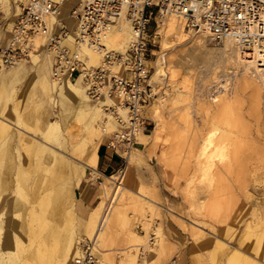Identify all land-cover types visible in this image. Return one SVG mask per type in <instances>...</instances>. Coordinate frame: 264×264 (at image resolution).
Here are the masks:
<instances>
[{
    "label": "rangeland",
    "instance_id": "rangeland-1",
    "mask_svg": "<svg viewBox=\"0 0 264 264\" xmlns=\"http://www.w3.org/2000/svg\"><path fill=\"white\" fill-rule=\"evenodd\" d=\"M26 2L0 0V45L9 39L10 27ZM155 30L152 25L155 96L147 108L152 124L146 134L154 130L157 140L145 139L142 159L133 146L122 174L124 188L114 197L116 183L84 164L90 158L86 143L75 152L69 150L68 129L80 132L91 115L79 120L56 114L43 86L44 74L38 75L39 66L46 62L44 56L50 55L46 38L37 37V53L23 60L29 65L26 73L12 79L0 75V264H76L79 243L94 239L82 224L78 206L82 188L74 189L76 166L85 170L83 181L99 189L93 206L102 199L104 183L111 189L107 205L113 209L108 229L100 241L96 239V264H129V257H135L136 264H177L175 254L183 247L190 248L194 264H246L247 258L264 264V234L248 227L249 222L264 221V85L259 95L253 87H242L246 62L235 64L234 56H239L235 46L225 53L223 43L182 28L179 38L169 36L165 26L156 37ZM83 51L89 64L100 63L103 54L95 61ZM158 63L165 70L154 80ZM257 76L253 68L252 79H259ZM225 92L229 100L219 105ZM153 105L161 116L154 113ZM47 118L60 125L43 135ZM213 128L225 138V130L233 135L226 138L230 139L233 167H214L207 175L197 155ZM112 135L105 136L109 137L106 142ZM37 145L49 146L57 155L39 152ZM251 157L254 169L247 166ZM135 168L138 183L129 187L127 175ZM153 247L156 254L152 256ZM235 253L242 255L240 259Z\"/></svg>",
    "mask_w": 264,
    "mask_h": 264
},
{
    "label": "built area",
    "instance_id": "built-area-1",
    "mask_svg": "<svg viewBox=\"0 0 264 264\" xmlns=\"http://www.w3.org/2000/svg\"><path fill=\"white\" fill-rule=\"evenodd\" d=\"M69 1L74 2L68 13L73 25L62 15ZM172 18L192 35L216 43L233 41L243 62L264 67V0H27L9 39L0 45V70L32 57L37 53V37L47 35L46 49L54 56V81L81 80L92 100L105 95L116 98L105 109L118 127L108 145L124 160L115 174L122 175L137 137L151 129L147 108L155 96L152 25L156 37ZM123 19L131 26L127 49L107 48L104 41ZM84 46L103 49L98 65L89 64L82 53ZM98 261L96 239H83L76 264Z\"/></svg>",
    "mask_w": 264,
    "mask_h": 264
},
{
    "label": "bare ground",
    "instance_id": "bare-ground-1",
    "mask_svg": "<svg viewBox=\"0 0 264 264\" xmlns=\"http://www.w3.org/2000/svg\"><path fill=\"white\" fill-rule=\"evenodd\" d=\"M164 26L167 27V33L169 36H173L174 38H179V34L181 33L180 29L182 27L181 28L179 27V24L175 19H173V18L169 19L165 23ZM163 27H162V29H163ZM38 37H39L38 40H40V38H41V41H42V38L47 39V35H39ZM130 39H131V26L127 20L123 19L120 21L119 24L115 25L111 29L106 40L104 41V45L107 46V48H112V49L124 51L127 49L129 42H130ZM70 40H71L70 43L72 44V41L74 40V35L71 36ZM223 45L224 46H223L222 50L225 53L227 52V50H229V49L231 50L234 47V43L231 40L225 41L223 43ZM82 50H84L83 52H88L89 54H91V56H92L91 58H93L95 61H96V59L99 58L100 55L103 54V49L96 48L93 46H84L82 48ZM224 55H226V54H224ZM232 57H233V55H232ZM233 61L235 62V64H237L238 61H242V60L240 59L239 56H237V57L234 56ZM22 62H25V61H22ZM22 62H19L18 64H16L17 66L16 65L12 66V67H14V70L5 71V70H7V68L1 69L0 75L2 77H4L5 79H10V78L12 79L14 76L19 75L20 72L25 67V64ZM253 68H254V71L256 72V74L258 75L257 77L259 79H257V80L256 79L253 80L252 79L253 77H251V74H253ZM236 72H237V70H236ZM241 84L243 85L242 87H244V86H249L251 88L253 87L254 90H252V91H254L255 94L256 93L258 94L259 92H261L260 89L264 85V67H259L256 63H251V62L245 63L244 64V71H243V82ZM226 85H227V83H226ZM43 86L45 87V89L47 91V94H48L50 101L52 100L51 104H52V107H54L56 114L61 113V115L64 116L65 118H71L72 116H74L79 120L86 119L85 117H87L88 115L89 116L91 115L90 119L88 118V121L85 122L84 127L83 128L81 127L80 132L68 129V131H67V133H68L67 143L69 144V146H68L69 150H72L75 152L79 148V145L81 146V143L85 142L86 143L85 145L87 148V154H88V157H90V158L87 160L88 163L84 162V164H86L88 166V168H90L94 171L97 170V168H96L97 167V155H98V149L102 143V140L105 138V136L111 135V134H113V132H116V130L118 128L114 118L111 115L106 113V117L104 119L103 113L105 114V108H103V105H106L108 103H114L116 101V98L109 96V95H105L100 100H98L99 101L98 103H96V104L92 103L91 98L87 95L86 89H85L84 85L82 84L81 80H78L77 82L65 81L63 84H60V83L54 81L53 78H51V71L49 70V68H48V71H46L43 75ZM55 88L59 89L58 93L55 92ZM224 89H226V88H224ZM227 95H228L227 92L222 94L221 98L219 99V103H220L219 105H224L225 102L227 100H229L230 95L229 96H227ZM60 104L62 105V107H64L65 110L62 107H61V110L60 109H59V111L56 110V107H59ZM72 104H73V106H72ZM69 105H71L72 107ZM155 105H153V107ZM47 108L49 109V112L52 111V109L50 108V104L47 106ZM54 110H53V112H54ZM63 110L65 111V113L63 112ZM153 111L157 116L162 115L161 111L157 110L156 107L153 108ZM46 115L49 116V114L47 112H46ZM97 123H99L98 124L99 126H97ZM59 125L60 124H58L57 122H53L52 120H49L47 118L45 128L43 130V133L42 132L41 133L43 135H48L53 130L58 129ZM214 125H213V127H214ZM0 126H2L1 122H0ZM158 129H160V128H158ZM186 129H188V128H186ZM219 129H220V127H219ZM219 129L213 128V131H211L210 134L207 135V137L204 139V141L202 142V144L200 146L199 155H197L199 157L198 158V164L200 167L203 168L205 174H207V175H209L210 170L214 167L223 168L226 166L227 167L232 166V164H233L231 159H230V154H231L229 151L230 146L227 143L228 140L226 139V138H228L227 136H231L232 134L228 135L229 132L225 130L224 132L227 135L225 138V137H223V134H221V135L218 134ZM155 132H157V131L155 130ZM217 135H220V136L218 137ZM237 135H239V133ZM137 139H139V141L135 144L134 152H135V155L137 157L139 156L142 159V146L145 144V141L147 140V138H145L142 134H140L137 137ZM229 141H230V139H229ZM262 141H263V138H262ZM250 148H251V146H250ZM37 151L43 152V153L46 152L49 156H56L57 155V152L53 151L49 146L37 145ZM59 157H61V155ZM63 157H64L63 160H65V163H67L69 160L67 159L66 156H63ZM252 158H254V157H251V159H249V161L247 162V166L249 169H254L256 167V163L253 161ZM240 165H242V164H240ZM76 167H77L76 172L78 173V174L76 173V175L78 176V178L76 179L75 187L80 184L81 178L84 176V173H85V170L83 168L81 169L80 166H76ZM94 178H96V176ZM108 179L112 180V183H116L114 185V188L116 186V189L113 190V194L111 196V197H114L115 194L120 192L119 191L120 188H122V187L124 188V186H123L124 178H123V175L122 176L114 175V176L108 177ZM102 187H103V189L101 191L102 199L90 211V213H88L87 216L83 215V218H82V221H83L82 224H85L86 226H88L90 234L94 237V239H97L98 241H100L101 235L109 227V221L111 218V211L113 209V208H110L109 205H107V198L109 197L111 189L108 188L107 184H105V183L103 184ZM137 194L141 195V192H138ZM69 211H70L71 215L74 216L75 211L73 210L72 207H70ZM17 225H19V224H15V226H17ZM248 227L251 229L256 228L258 231H260L261 233L264 234V221L263 220L260 222L258 221L257 224H254L253 222H249ZM247 230H248V228H247ZM221 245H222V243L219 244V246H221ZM74 249H75V247H74ZM150 252H151L152 256L155 255L156 254L155 248L154 247L151 248ZM240 256H242V255H240V254L235 255V257L239 258V259H240ZM129 258L131 260V261L129 260L130 261V262H128L129 264H136L135 257H133L132 259H131V257H129ZM244 259H246V258H244ZM244 261L246 262V264H257L256 261H254L250 258L249 259L247 258V260H244ZM232 263H235V262H232Z\"/></svg>",
    "mask_w": 264,
    "mask_h": 264
},
{
    "label": "crops",
    "instance_id": "crops-1",
    "mask_svg": "<svg viewBox=\"0 0 264 264\" xmlns=\"http://www.w3.org/2000/svg\"><path fill=\"white\" fill-rule=\"evenodd\" d=\"M73 6H74L73 1L67 2L63 7V12H62V15L64 16V18L71 25H73L75 22H74V20L69 18L68 13ZM11 29H12V27H10L9 36L11 35ZM44 46H45V44H43V46H41V48ZM39 55H43V54H39ZM44 57H45L44 59H46V62L39 66V70H38L39 77L41 75H43L46 71H48V68L52 74V70H53V66H54V56L53 55L47 54V56H44ZM22 63H24L26 66L24 67V70L22 71V73H20V75L26 73V71L29 69V65L27 64L26 61L22 62ZM164 70H165L164 65H161V64L159 65V63H158V67H157L156 72L153 75V79L159 80L160 77L164 74ZM64 82L65 81H62L60 84H63ZM153 131L151 134H146L148 132L147 131L143 135L147 139L149 137H151L153 140H155V137L153 135ZM108 139H109V137H105L102 140V143L98 149L97 167H96L97 170L94 171L95 173H98V175L101 178L103 177V178H107V179H108V177L115 175L117 173V171L122 167L123 162H124L122 156L120 155V152H118L117 150L113 149L112 147H110L108 145V142H106ZM137 166L138 165H133V168L137 167ZM137 171H138L137 168H135V169H132L128 173L126 183L129 187H132L138 183L137 180L135 179ZM83 178H84V176L81 178L80 184L76 186V187L81 186V188H82V190L80 192L78 206H79V209H80V212L82 215H88V213H90V211L97 205L96 204L95 206H93L99 198V189L96 185H93L91 182L83 181ZM88 179H91V178H88ZM76 187H74V189ZM174 258H176L177 264H194L190 248H188V249H185L184 247L181 248L175 254ZM173 264H175L174 261H173Z\"/></svg>",
    "mask_w": 264,
    "mask_h": 264
}]
</instances>
